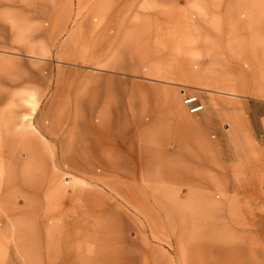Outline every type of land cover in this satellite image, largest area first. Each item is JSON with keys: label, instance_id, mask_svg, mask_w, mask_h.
<instances>
[{"label": "rangeland", "instance_id": "374dc122", "mask_svg": "<svg viewBox=\"0 0 264 264\" xmlns=\"http://www.w3.org/2000/svg\"><path fill=\"white\" fill-rule=\"evenodd\" d=\"M5 62L0 264H264V0H0Z\"/></svg>", "mask_w": 264, "mask_h": 264}, {"label": "crops", "instance_id": "0c3cea01", "mask_svg": "<svg viewBox=\"0 0 264 264\" xmlns=\"http://www.w3.org/2000/svg\"><path fill=\"white\" fill-rule=\"evenodd\" d=\"M12 65L9 64V62H5L3 63L1 66H0V69L3 68L5 71L4 73H6V76L8 75L7 74V71L9 69H13V67H10ZM14 66V65H13ZM4 76V75H3ZM196 76V75H195ZM9 77V76H8ZM33 82L31 81L30 78H27L25 80H23L22 84H26L27 86L28 85H31ZM33 88L32 91H29L28 93H33L35 94V97H36V93H38V86L37 85H32ZM24 91V90H23ZM214 93H217V94H223V95H226V93L228 94V96H238L237 94V91L235 90H231V91H213ZM28 93L26 95H28ZM24 94V93H23ZM181 95H183L184 93H180ZM232 94H235V95H232ZM25 95V94H24ZM26 99H28V96L26 97ZM201 103V102H200ZM214 105V104H213ZM187 111V110H186ZM37 112V111H36ZM37 116V119L35 120V128L37 130L38 133H36V138L37 136H42L44 137L45 139L47 140H51L53 143H54V147H57L58 149H60V153H59V157L60 158H66L65 161H61L60 163H66V164H69V165H73V166H85L83 169H81L82 171H80V173L85 170H88V167H89V162L88 160H90V155H88L87 159L84 160V163H79V158H77L76 156H74L73 152H71L69 149H70V144L69 145H65L63 147V144L64 143V140H60V138H58V135L56 134L57 133V129L55 128V118H54V114L53 113H45L43 115H40L38 116V114L36 115ZM261 118V117H260ZM103 122V119L102 118H99L98 117V123L97 125H101ZM188 123L190 125H194V123L190 120H188ZM70 130V129H69ZM120 137V132L119 130L117 131V133H113V132H110L108 134H103L102 136V139H104V141H114L115 142V145L113 146V148H111V150H116L118 149V145L120 142L118 141ZM70 138V137H69ZM39 139V137H38ZM38 141V140H37ZM119 142V143H118ZM43 147V146H42ZM109 150V149H108ZM85 153V152H84ZM110 157H113L115 156L117 159H119V155L115 153L112 154V153H109L108 154ZM108 162V166L111 168H113L114 166V163L113 161L110 163L109 161ZM107 165V164H106ZM75 169V168H74ZM90 171V170H89ZM85 173V172H84ZM54 210V209H53ZM18 218H22V221L19 222L17 221ZM16 223H24L25 222V217L24 216H20V217H17L15 219Z\"/></svg>", "mask_w": 264, "mask_h": 264}, {"label": "bare ground", "instance_id": "6f19581e", "mask_svg": "<svg viewBox=\"0 0 264 264\" xmlns=\"http://www.w3.org/2000/svg\"><path fill=\"white\" fill-rule=\"evenodd\" d=\"M226 95H228V94L226 93ZM29 99H30V101H28V104L31 106L30 111H32V113L29 116L26 115V116L23 117V119H22L23 123L21 125H19L20 131H19L18 135H19L20 138H23V139H25L27 141L33 142V140L35 138L34 134H36L38 132H37V130L35 128V125L31 122V120H32L33 112H36V106L38 105V103H37L36 97L34 96V93H30L29 94ZM30 144H32V143H30ZM30 144L27 147H28V149L33 150L34 157H35L34 158L35 161L33 162L35 164L33 177L35 179V182L36 181L39 182V181H42V179H43L42 175L45 172V169L42 167V161L40 159L41 158L40 153H41V149H42V144H40V142H38V141H36L34 146H33V144H32V146H30ZM22 148H25L24 143L22 144ZM49 163L52 164L51 160H49ZM49 163H47V164H49ZM46 169H47V166H46ZM16 183H18V182H16ZM31 185H32V183H31ZM50 200H51V197H50ZM53 209H54V205L53 204H49V206H47V214L51 215L53 213Z\"/></svg>", "mask_w": 264, "mask_h": 264}, {"label": "built area", "instance_id": "2783aa9c", "mask_svg": "<svg viewBox=\"0 0 264 264\" xmlns=\"http://www.w3.org/2000/svg\"><path fill=\"white\" fill-rule=\"evenodd\" d=\"M183 105L187 112L191 115H196L203 110V105L200 103L196 96L185 97L183 99Z\"/></svg>", "mask_w": 264, "mask_h": 264}]
</instances>
